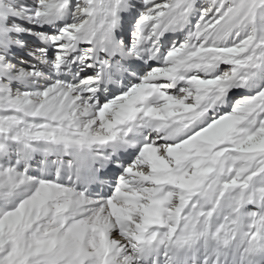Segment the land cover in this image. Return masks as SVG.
Listing matches in <instances>:
<instances>
[{
    "label": "snow or ice",
    "instance_id": "obj_1",
    "mask_svg": "<svg viewBox=\"0 0 264 264\" xmlns=\"http://www.w3.org/2000/svg\"><path fill=\"white\" fill-rule=\"evenodd\" d=\"M0 264H264V0H0Z\"/></svg>",
    "mask_w": 264,
    "mask_h": 264
}]
</instances>
